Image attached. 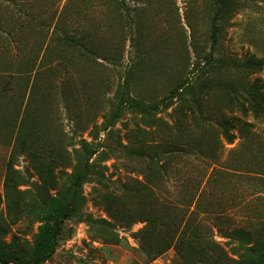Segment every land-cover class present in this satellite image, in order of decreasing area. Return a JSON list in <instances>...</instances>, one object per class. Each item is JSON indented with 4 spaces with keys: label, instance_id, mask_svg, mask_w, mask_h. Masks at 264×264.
I'll list each match as a JSON object with an SVG mask.
<instances>
[{
    "label": "rangeland",
    "instance_id": "374dc122",
    "mask_svg": "<svg viewBox=\"0 0 264 264\" xmlns=\"http://www.w3.org/2000/svg\"><path fill=\"white\" fill-rule=\"evenodd\" d=\"M24 1H36L34 8L49 15L55 7L61 12L69 0ZM249 1L250 8L230 20L220 48L214 50L211 0H125L118 8L109 0L68 2L59 30L90 33L92 51L53 47L63 64L71 65L52 73L57 89L45 81L49 74L43 76L51 100H39L43 109L38 105L51 120L38 117L33 133L38 149H14L20 120L4 117L8 100H0V244L8 253H34L40 228L53 222L51 210L67 196L75 148L83 138L96 150L92 173L82 185L76 212L65 221L55 253L44 264H185L173 248L153 257L140 248L139 232L146 221L139 214L161 203L185 206L197 189L203 190L202 207L217 211L201 212L200 219L256 231L262 238L264 178L258 172L264 170V120L245 117L255 123L258 136L220 146L225 139L219 122L241 116L242 97L230 90V83L241 75L219 69L216 59L264 54V0ZM23 4L0 1V16L8 23L5 30L15 38L14 45L33 46L43 41L39 30L46 32L50 21L43 29L39 22L32 27L37 19L21 24ZM52 24L51 34L56 21ZM45 47L41 45V57ZM210 50L215 62L200 65ZM256 77L264 82V69L247 80ZM121 98L127 105L104 129ZM133 101L157 106L144 112L132 107ZM210 148L217 151L218 160L200 152ZM109 205L114 214L132 215L116 219ZM104 219L112 225L103 224ZM215 233L227 256L219 259L217 252L211 264H254L251 243Z\"/></svg>",
    "mask_w": 264,
    "mask_h": 264
},
{
    "label": "trees",
    "instance_id": "16d2710c",
    "mask_svg": "<svg viewBox=\"0 0 264 264\" xmlns=\"http://www.w3.org/2000/svg\"><path fill=\"white\" fill-rule=\"evenodd\" d=\"M109 1L116 4V8H118L120 2H125V0ZM247 1L249 0H211L210 41L213 50L216 47L220 48L224 31L228 27L230 20L239 12L250 8L251 2L247 3ZM24 2V0H20V4ZM68 2L64 5L61 12L58 13L59 9L55 7L54 11L49 15L41 8L37 10L34 8L35 5L33 3H36V1L31 4H23L24 6L19 10L21 17L24 18L21 24L24 25V23L33 22L34 19H37V23H34L32 27L36 29V25L39 22L43 29L50 21L46 32L39 30L41 37L44 36L43 41L39 39L38 41L41 42L37 44V41L35 45L32 44L33 46L22 47V43L20 44L19 42L16 43L17 46L14 45L15 38H10L11 32L5 30V26L8 23L3 21L2 16H0V100H8L7 104L9 105V107L5 106L2 108L3 116L6 117L10 114L11 118L20 120L14 146L15 150L20 148L23 151L38 149L39 144L35 143L33 137L34 127L38 125V117L42 115L51 120L49 113L42 114L38 105L40 103L39 100H51L48 94L49 91H44L46 85H42L44 84L43 76L44 74H49V78H45V81L50 83L52 87L54 86L53 89H57L59 83L51 76L52 73L62 65H66L67 67L71 65L67 61L63 64V60H60L55 55L53 47L58 45L80 46L86 48L87 52H90L89 49L92 51L90 33L79 32L71 34L64 27L61 28V32L59 30L58 21H62L64 9L68 5ZM25 5H29V7ZM258 5V3L255 4V7ZM118 17L122 18L121 16ZM54 20L56 24L51 34L50 28ZM22 32L25 31L22 29ZM48 34L51 36L49 39H46L45 37ZM53 34H57V37L52 36ZM44 40H47L46 43H44ZM41 45L42 47L46 46L42 57L39 55ZM27 52H29V55L26 54ZM214 60V52L210 50L208 55H205L204 61L199 63L200 65L208 66ZM216 62L219 69L231 68L241 75V81L239 79L236 82L230 83V90L242 97L238 101V110L241 116H227L223 121L219 122L222 126V135L225 139V142H221L220 146L222 145L223 147L224 143L232 144L237 138L244 141L252 134L257 137L258 132L256 131L255 123L245 119V117H252L255 121L264 120V82L258 77L251 81H248L247 78L264 69V54L258 55L254 52L245 54L244 56L233 57L222 55L216 59ZM14 67L17 69L15 72L12 70ZM39 69L40 71L42 70L41 75L37 74L35 76L34 72L38 73ZM16 83L19 85L17 89L14 88V84ZM183 87L181 85L177 90L179 91ZM120 100L104 124V129L109 128L115 123L120 115L122 106L127 105L124 98ZM41 105L42 109L46 107L43 104ZM130 105L141 111L149 112L157 106V103L146 104L141 101H133ZM198 105L201 106L200 101H198ZM48 110L50 109L47 108L46 112ZM4 119L7 120V118ZM232 128H235L236 132H232ZM79 144L80 146L75 148L76 162L70 176V187L67 196L64 202L58 204L54 210H51L50 217L53 222L45 224L40 228L34 253L31 257H15L8 253L0 244L1 264H44L55 253L59 244V238L64 231L65 221L76 212L77 205L81 200L82 185L92 173L91 158L96 152L95 147L91 149V142L85 138L81 139ZM200 152L213 160H218V154L215 149L210 148L208 151L206 149L200 150ZM258 174L260 175L259 177L264 178V170L258 172ZM203 196V190L199 191L197 189L185 200V203H187L185 206L173 203L170 205L161 203L162 205L159 204L158 207H154L153 205L143 210V212L141 211L139 215L143 221H146V225L139 232L140 248L152 257L158 256L169 248H173L185 264H211L217 252L219 259L223 255L227 256L223 249V243L216 238L215 232L217 230L222 237L241 243H251L248 250L256 256L254 264H264V221L260 229L262 231V238L259 235L257 236L256 231L254 232L246 228H229L221 226L216 222H207L199 218L201 212L205 211L207 215L210 213L214 215L217 211L202 207ZM117 206H120V203ZM112 207V205H109L108 209L116 219H120V217L129 219L132 215L131 213L123 214L122 212H119L118 215L114 214L111 211ZM102 223L108 226L112 225L106 219L102 220ZM162 227L167 232H163ZM197 248H200L198 253L194 251Z\"/></svg>",
    "mask_w": 264,
    "mask_h": 264
}]
</instances>
